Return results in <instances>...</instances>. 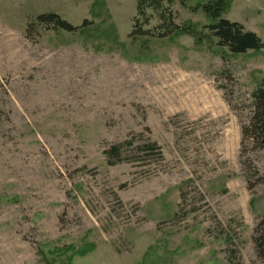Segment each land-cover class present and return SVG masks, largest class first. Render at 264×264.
I'll use <instances>...</instances> for the list:
<instances>
[{
  "label": "rangeland",
  "instance_id": "rangeland-1",
  "mask_svg": "<svg viewBox=\"0 0 264 264\" xmlns=\"http://www.w3.org/2000/svg\"><path fill=\"white\" fill-rule=\"evenodd\" d=\"M208 1L165 7L202 30ZM137 4L0 0V264H264V150L242 136L264 50L159 38L152 10L132 38ZM224 18L264 44V0Z\"/></svg>",
  "mask_w": 264,
  "mask_h": 264
},
{
  "label": "trees",
  "instance_id": "trees-1",
  "mask_svg": "<svg viewBox=\"0 0 264 264\" xmlns=\"http://www.w3.org/2000/svg\"><path fill=\"white\" fill-rule=\"evenodd\" d=\"M232 1L210 0L205 3H200L195 9L201 10L210 22L208 26L201 30L199 25L193 23L177 25L170 8L165 7V0H138V15L144 17V21L141 25L136 23L131 37L152 36L150 32L144 31L143 29L150 24L152 17H148L146 14L148 10H152L158 15L161 22L157 27V30H159V38L173 39L190 36L200 45L206 39L214 37L218 39V45L227 48L232 55H244L250 51L255 53L261 52L264 50V44L257 34L246 31L241 24L231 22L224 18L231 9ZM36 22L44 25H53L55 29L68 33L88 32L91 30L90 26L93 25V23L85 21L82 26L75 27L57 14L41 15L37 17ZM205 30H208L210 35H206L204 33ZM253 100L249 124L243 127L242 136L244 140L250 142L253 150H264V80L253 94ZM254 234V243L258 258L264 263V219L258 224Z\"/></svg>",
  "mask_w": 264,
  "mask_h": 264
}]
</instances>
